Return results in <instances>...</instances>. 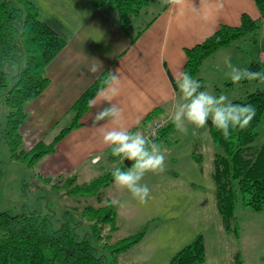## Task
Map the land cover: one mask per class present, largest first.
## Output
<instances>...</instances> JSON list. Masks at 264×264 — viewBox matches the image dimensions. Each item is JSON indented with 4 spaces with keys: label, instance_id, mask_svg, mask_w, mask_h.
Returning a JSON list of instances; mask_svg holds the SVG:
<instances>
[{
    "label": "trees",
    "instance_id": "1",
    "mask_svg": "<svg viewBox=\"0 0 264 264\" xmlns=\"http://www.w3.org/2000/svg\"><path fill=\"white\" fill-rule=\"evenodd\" d=\"M151 0H91L98 8L113 6L117 20L125 32L133 19L144 12ZM259 11V18H252L246 13L240 17L238 25L221 24L201 42L185 48L183 72H188L206 87L203 78L198 76L204 60L216 50L232 42L255 33L264 20V0H254ZM58 20L42 19L38 6L31 0H23L22 6L14 5L13 0L0 1V98L7 108L5 126L0 129V141L8 147L9 157L27 168L34 169L38 180L52 181L38 168L40 159L55 150L57 142L71 129L81 124V117L88 110V100L95 97L110 68L105 69L95 81L86 88L70 107V118L58 133L49 141L39 140L30 148L24 146L22 124L27 113L26 104L38 97L49 85L46 67L61 51L66 43ZM143 26L131 37L133 42L147 27ZM24 57V62L21 58ZM253 71L259 63L249 65ZM238 104H251L256 115L250 125L235 129L225 139L209 120L207 127L211 139L222 148V153H214L211 160V179L214 184V202L221 218L223 229L235 237L239 236L240 226L237 220V208L249 207L264 214V142L259 146L252 143L257 137V126L264 118V88L247 93L244 97L232 101ZM158 110L147 115L142 128L153 118ZM170 117L160 129L154 141L173 129ZM110 159H118L112 154ZM197 163L202 155L193 152ZM118 166H127L124 160ZM112 170L79 182L76 176H58L52 185L66 189L67 194L95 195L102 198V188L113 179ZM110 199L99 201L97 205L87 204L75 209L86 221L90 222L93 234L79 237L76 232L82 220H75L71 210L64 211L66 217L58 227H54L49 215L40 210L14 214L0 209V264H117L118 254L138 243L144 236L146 226L137 233L105 241L104 250L93 244L92 239L103 238V229L110 225L117 228L116 206ZM103 202V203H102ZM232 264H243L241 251L236 249L231 254ZM206 259V247L202 234H197L189 243L179 249L169 259L168 264H202Z\"/></svg>",
    "mask_w": 264,
    "mask_h": 264
},
{
    "label": "crops",
    "instance_id": "2",
    "mask_svg": "<svg viewBox=\"0 0 264 264\" xmlns=\"http://www.w3.org/2000/svg\"><path fill=\"white\" fill-rule=\"evenodd\" d=\"M191 3L197 9L201 6L199 13L192 11ZM35 4L42 19L59 21L66 43L46 67L49 85L26 104L27 116L22 124L26 148L39 140H51L70 118L69 110L75 100L107 68L112 71L119 68L120 95L112 103L123 108V124L129 131H137L155 109L158 110L155 115L170 117L178 100L176 78L183 72L185 48L201 42L221 24L238 25L243 13L260 17L254 0H204L202 5L200 0H187L183 6L151 0L125 32L110 5L98 8L91 0H48L47 4L38 1ZM142 14L148 15L147 18L135 22ZM205 14L207 20L203 19ZM147 23L131 42V37ZM240 40L206 58L198 76L205 81L204 71L213 65L216 54ZM95 60L103 68L93 74L88 68ZM105 106L97 104L89 108L81 117V124L61 138L52 153L40 159L38 168L42 174L76 176L81 182L85 180L78 179L80 174L93 173L92 179L120 165V157L110 159L111 149L103 143L101 126L111 125L94 121L95 114ZM50 133L53 135L48 137Z\"/></svg>",
    "mask_w": 264,
    "mask_h": 264
},
{
    "label": "rangeland",
    "instance_id": "3",
    "mask_svg": "<svg viewBox=\"0 0 264 264\" xmlns=\"http://www.w3.org/2000/svg\"><path fill=\"white\" fill-rule=\"evenodd\" d=\"M31 1H38L41 5L48 3V0ZM13 3L21 7L23 0H13ZM147 16L142 14L135 22H143ZM261 55L264 56V23L255 33L242 37L230 49H222L216 54L213 65L207 66L204 71V90L216 96L225 94L233 101L264 88L262 80H242L234 84L226 75L228 69L224 62L225 57H230L234 66L244 69L255 61L259 63L255 71H264ZM21 62H24V57ZM6 113L7 108L0 98V129L5 126ZM188 128L187 134L170 129L157 141L156 144L166 154L165 171L160 174L149 172L144 176L141 183L151 189L150 198L144 205L134 200L126 189H118L114 179L101 189L100 200L95 195L67 194L66 189L52 185L58 176L50 182L38 180L36 174L33 175L36 170L12 160L7 145L0 141V209L14 214L40 210L43 215L50 216L54 227L65 221L64 211L71 210L75 220H82L76 227L81 237L93 234V230L90 222L75 213V209L87 204L97 205L99 201L115 197L124 202L125 207L116 206L115 230L108 225L102 231L103 238L92 239L99 252L104 250L105 241L137 233L146 226L143 238L118 254L117 264H168L172 255L197 234H202L205 241L206 259L202 264H232L231 254L236 249L241 251L243 264H264V214L240 206L236 212L239 236L228 234L223 229L215 207L214 184L210 174L212 156L216 152L222 153L223 148L211 139L207 125L197 130L196 135L192 134L193 126ZM52 135L50 133L48 137ZM263 142L264 118L257 126V137L252 145L259 146ZM194 151L202 155L200 163L194 160ZM130 166L122 170L126 171ZM109 170L113 171V168ZM93 176V173L87 176L80 174L78 179L86 180Z\"/></svg>",
    "mask_w": 264,
    "mask_h": 264
},
{
    "label": "clouds",
    "instance_id": "4",
    "mask_svg": "<svg viewBox=\"0 0 264 264\" xmlns=\"http://www.w3.org/2000/svg\"><path fill=\"white\" fill-rule=\"evenodd\" d=\"M187 0H161L163 5L183 6ZM204 0H200L202 5ZM192 6L194 13L199 9ZM203 19L207 20L205 14ZM88 72L97 73L103 68L100 61L95 60ZM225 65L228 71L226 75L234 83L242 80L264 81V71H253L250 68L241 69L234 66L230 57H225ZM119 68L110 70L94 98L88 100V107H95L97 104H104L100 111L95 114L94 121H106L111 127L101 126L104 145L110 147L111 154L121 157L123 160L131 161L128 169L122 170L116 167L111 175L118 189H126L131 197L139 204H147L151 189L147 184L141 183L144 176L151 172L160 174L165 171L166 154L155 143L151 142L141 132H131L124 126V110L112 101L120 95ZM176 84L179 89V98L174 103V111L170 116L171 123L181 134H187L188 126H193L192 134L196 135L197 130L204 129L211 120L212 125L221 135L228 139L235 129L247 128L256 115L254 106L251 104H238L229 100L225 94L219 96L211 94L207 90H201L202 84L193 78L188 72L177 74ZM95 162V161H94ZM112 206L124 208L125 203L113 197L110 201Z\"/></svg>",
    "mask_w": 264,
    "mask_h": 264
},
{
    "label": "built area",
    "instance_id": "5",
    "mask_svg": "<svg viewBox=\"0 0 264 264\" xmlns=\"http://www.w3.org/2000/svg\"><path fill=\"white\" fill-rule=\"evenodd\" d=\"M168 119V116L155 117L150 122H148L140 132L154 143L160 129L167 123Z\"/></svg>",
    "mask_w": 264,
    "mask_h": 264
},
{
    "label": "water",
    "instance_id": "6",
    "mask_svg": "<svg viewBox=\"0 0 264 264\" xmlns=\"http://www.w3.org/2000/svg\"><path fill=\"white\" fill-rule=\"evenodd\" d=\"M124 163H125L126 166H130L132 162L131 161L124 160Z\"/></svg>",
    "mask_w": 264,
    "mask_h": 264
}]
</instances>
